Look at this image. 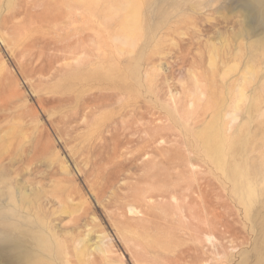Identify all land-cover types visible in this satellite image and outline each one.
I'll return each mask as SVG.
<instances>
[{
	"label": "rangeland",
	"instance_id": "374dc122",
	"mask_svg": "<svg viewBox=\"0 0 264 264\" xmlns=\"http://www.w3.org/2000/svg\"><path fill=\"white\" fill-rule=\"evenodd\" d=\"M123 1L0 0V264H264V0Z\"/></svg>",
	"mask_w": 264,
	"mask_h": 264
},
{
	"label": "bare ground",
	"instance_id": "6f19581e",
	"mask_svg": "<svg viewBox=\"0 0 264 264\" xmlns=\"http://www.w3.org/2000/svg\"><path fill=\"white\" fill-rule=\"evenodd\" d=\"M87 1L88 0H66V4H67L68 7H72L75 3H86ZM133 1L134 0H124L121 3L127 9V12L134 16L135 23H136L138 15H139V6H137L136 3H133ZM50 2H51V4L48 7L51 10L48 9L46 12L43 13V15L47 17V21H49V22L54 21L53 15H54V11L57 8V4H56L57 0H50ZM0 27L2 29H4V28L7 29L8 28V20L7 19H3L1 21ZM15 40L17 41L16 45H19V46H23L24 43H25L24 40H19L17 37L15 38ZM15 40L11 39L10 41L12 42V41H15ZM3 42L5 43L6 41L3 40ZM13 44H15V43H13ZM72 46H73V44L69 43L67 47L71 48ZM244 101H247V96H246V93L244 91V88L240 87L239 88V94H238V100L235 103V108H234L233 114L231 116L233 121L237 120L236 113L240 110V103H242ZM213 128H214V124L212 125L211 130H210V132L208 134L207 142H206V148H207L209 154L214 156L213 159L216 161V164L219 167H223L222 162L220 161V159L216 158V155L217 156L221 155V153L223 151V145H222V143H220V139L217 138L218 136L213 134L214 133L213 132L214 131ZM39 245H40V247H43L44 246L43 245V241ZM23 248L24 247L22 245H20L19 243L14 244V246L12 247L13 252L12 253L10 252V254H8L6 256V258H9L8 261H10L11 263L13 262L14 264H17V261H15L16 258H17V257H15V254H17L19 252L21 254V260H23V264H36V263H32V262L28 263V262H30V261H28V259L31 256H33V254L28 252V251H26ZM3 251L4 250L2 248H0V257H4L3 256ZM93 251L101 252V254L103 256H105V252L102 249H100L99 247H95L93 249ZM78 252L80 254V257H85V258H90L91 257L90 255H88V253H87L88 251L86 252V250L83 249V248L79 249ZM88 263L91 264V259L88 260Z\"/></svg>",
	"mask_w": 264,
	"mask_h": 264
}]
</instances>
